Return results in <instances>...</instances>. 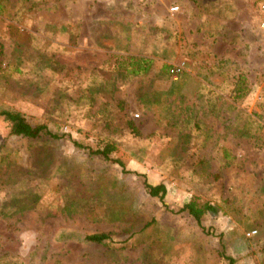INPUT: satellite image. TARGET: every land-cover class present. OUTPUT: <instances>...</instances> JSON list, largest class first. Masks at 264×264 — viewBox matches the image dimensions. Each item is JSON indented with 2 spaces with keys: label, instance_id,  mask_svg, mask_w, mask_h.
Returning <instances> with one entry per match:
<instances>
[{
  "label": "rangeland",
  "instance_id": "1",
  "mask_svg": "<svg viewBox=\"0 0 264 264\" xmlns=\"http://www.w3.org/2000/svg\"><path fill=\"white\" fill-rule=\"evenodd\" d=\"M262 4L0 0V264H264Z\"/></svg>",
  "mask_w": 264,
  "mask_h": 264
},
{
  "label": "trees",
  "instance_id": "2",
  "mask_svg": "<svg viewBox=\"0 0 264 264\" xmlns=\"http://www.w3.org/2000/svg\"><path fill=\"white\" fill-rule=\"evenodd\" d=\"M152 62L153 60L149 57H129L126 65L124 66V70L129 75H143L151 69ZM0 117L9 124L10 134L16 137L26 139L61 138L57 134L50 131L47 125L31 123L19 111L2 109L0 110ZM114 150H116L115 146L108 143L93 152L99 154L104 159L109 160L110 154ZM118 162L120 165H124L123 162ZM144 188L150 197L158 198L161 201H163L166 195V186L163 183L153 185L144 181ZM180 210H186L188 214L194 218L197 224L202 227V217L209 213L215 214L217 212V207L212 205L209 201L200 200L198 197H192L181 207ZM84 239L89 243L101 245H109L110 242H112L110 233L105 232L90 233L85 235Z\"/></svg>",
  "mask_w": 264,
  "mask_h": 264
},
{
  "label": "built area",
  "instance_id": "3",
  "mask_svg": "<svg viewBox=\"0 0 264 264\" xmlns=\"http://www.w3.org/2000/svg\"><path fill=\"white\" fill-rule=\"evenodd\" d=\"M261 9H262L261 25L264 26V4H262ZM253 233H255V231H251V232H249L248 235H249V234H253Z\"/></svg>",
  "mask_w": 264,
  "mask_h": 264
}]
</instances>
